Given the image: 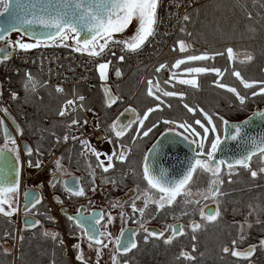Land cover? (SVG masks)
Instances as JSON below:
<instances>
[{
    "label": "snow or ice",
    "instance_id": "1",
    "mask_svg": "<svg viewBox=\"0 0 264 264\" xmlns=\"http://www.w3.org/2000/svg\"><path fill=\"white\" fill-rule=\"evenodd\" d=\"M15 4V6H14ZM159 6V0H0V20H5L6 23L0 24V42H3L6 46L0 47V63L7 61L11 58V51H29L31 49L49 46L48 42L52 44L64 43L68 39H72L74 42V50L77 52H87L90 56H102L106 49L110 48L111 45H122L121 51L128 53H135L140 50L149 38L155 35L156 26L159 22L157 9ZM179 7V5H177ZM191 17L187 14L184 15L183 20L185 22L190 21ZM137 21V26L135 33L125 40H116L113 38L115 33H123L133 21ZM38 26L43 29L40 35L35 32L31 34V39L34 42H23L22 39H17L12 41L9 38L11 32H19L21 28H34ZM183 32L184 29L182 28ZM190 35V34H189ZM178 46L180 52H186L187 45L184 41H177V45L174 46L173 51L176 50ZM11 50V51H10ZM228 59H233V49L228 47L226 49ZM116 56V53H112ZM216 55H224L223 52L215 53L214 55H209L207 52L200 55H187L182 59H176L175 62L169 68L167 63H161L156 69V73H160L162 70H169L170 76L165 80L164 84H170L175 87L173 81L180 85H187L194 89L198 88V80L195 78L200 74L205 73H215L217 79L213 82L216 87L226 90L235 96L239 104L243 106L246 100L249 98L247 95H242L237 87L225 84L222 82V77L224 73L219 68H209L206 66L200 67H187L185 72L187 74H194L193 78H179L182 73L174 71L179 69L181 65L188 64L190 62L196 61H208L215 59ZM120 62L125 60L124 55L117 57ZM247 59L250 61L252 56H248ZM112 61L108 60L104 63H99L97 65V70L101 80L107 79V72ZM115 75L119 77L121 75L120 69L115 70ZM243 86L244 89H250L251 96L256 97L258 95L264 96V81H248L241 76L239 71H233L231 73ZM31 86V90H35L36 82L33 80L30 73H26V90ZM258 87V90H255ZM56 91L58 93L63 92L64 89L57 86ZM106 105L111 108L118 100V97L112 95L111 90L105 87ZM163 97H179L183 103V107L188 113L193 115L199 111L203 115L206 124L201 121V119H195L194 123H189L188 121H176V120H163L166 125H172L166 129L167 133H175L176 136H183L184 140L189 143V145H195L193 149V156L189 163L187 164L185 170L179 178H169L165 175L163 171H157L155 165V159L152 158L149 161V155L155 152L157 145H153L152 149H149V154L144 157L143 173L142 179L146 181L147 188L141 191L139 185L136 189L131 190L134 194L129 197L132 216L129 219H133L134 223H140V226L144 228L146 233L145 240L147 241L150 237L161 238L164 236L163 231L149 230L144 227L146 221L143 219L136 220L135 216L139 213V216L143 218L146 215V210L150 203L156 205L155 211L160 212L166 206H171L176 202L177 196L184 194L185 196H191L193 193L190 191V183L193 181V174L197 170H202L204 173L210 174L212 179L210 180L207 189L203 193H197V195H203L204 199L212 198L217 199L220 194V184L223 183L221 179L222 168L226 167L229 170V175L235 170L237 166L249 169L251 171V176L256 177L257 171L250 169V163L254 156H258L261 162H264V135L259 137H246L243 129L245 126L249 125L253 117H249L247 120L240 124H229L227 120L223 117H219L225 125V140L238 141L243 140L245 148L241 155L236 158L223 159L218 158V152L221 150L222 140L219 135L211 139L210 147L205 148L206 141L209 140L210 133H216L217 127L213 121V115L205 112L203 109H198L196 107L190 106L188 103L183 102L184 93L177 91H165L160 87V82L157 80L155 83L152 79L148 80L147 95L153 97L159 103L155 107H149L143 112L142 117L136 113L135 109L128 108L121 113V117L126 113H132L134 119L121 121L120 117H117L116 121H113L112 125L108 129H105V136L108 137L109 132L114 133L117 139L113 140L108 138V143L113 145L111 153H101L97 151L87 140H80V143L85 146L88 151H91L97 159V167L102 169L104 173L109 172L113 169L115 162L119 161L123 163L128 157V148L119 141V138L124 136L126 132L135 127L136 135L132 136L133 142L138 138L147 137L149 133L153 131L154 128L158 126V123L152 124L151 127L145 128V121L149 119L151 113L158 110H162V105L165 101L157 93H161ZM11 98L13 100L17 99V94L12 92ZM80 103V108L86 111H92L91 108H85L83 101L84 97L79 96L77 98ZM171 107V105H167ZM76 111V102L74 100H67L64 106L59 111V115L64 117L67 115V110ZM6 116L8 114L7 108L0 107ZM255 117H264V112L254 113ZM15 124V121L13 120ZM88 121L84 120L83 124L79 118H73L71 122L67 125L70 130H76L77 128H82L83 125L87 124ZM198 125L200 129H203L201 133L195 127ZM97 128H99V123H97ZM0 129L4 131V143L0 145V213L4 216H12L17 208L13 207V196L18 192L19 188V155L16 140L8 132L7 127L3 119H0ZM177 129H182L183 132L177 131ZM17 134L23 135V130L19 125H16ZM185 133L187 135H185ZM163 136L164 133H161ZM77 140L76 135L65 134L63 140L66 142L68 139ZM59 137H57V142H59ZM198 149V150H197ZM25 153L29 156L32 155V149L25 145ZM9 153L15 156L14 161L9 159ZM83 154V153H82ZM105 157L104 160L100 159V156ZM7 161V163H6ZM57 166H59L60 161L58 160ZM29 167L40 168L42 166V161L37 159L35 162L32 160L28 161ZM259 172H264V167L259 168ZM139 175V174H138ZM105 182H108L107 180ZM113 185L116 184L115 180L111 181ZM53 183L54 181L50 182ZM65 190L71 195L84 196L85 191L80 187V182L78 178H74L72 181L65 183ZM93 192L96 191V186L93 181L92 189ZM151 190H155L159 194V198L156 199L154 195H149ZM25 196V213L29 211V205L35 207L36 204L40 203V198L38 194L34 192H26ZM144 197L145 203L144 207H137L136 201ZM186 203H192V201H185ZM198 204L199 201H196ZM5 204H7V210H5ZM123 202L117 200L112 207H122ZM200 215L202 218H206L208 221H214L219 216V211H208L205 213L203 209H200ZM99 217V218H98ZM70 221H74L77 227L82 229V235L89 241V247L96 246L97 253V264L101 255L100 249L107 248L109 243H114L116 247V252L127 253L131 249L137 247L134 239L125 238L128 232L132 233L134 237L136 235L135 230L121 228V233L119 237H116L113 241L111 234L107 231H101L98 227L101 224V220L104 218L102 213H92L89 216L82 215L79 210L77 215L68 216ZM50 220L54 221V217H49ZM121 219L125 223V214L121 212ZM152 219H155L153 216ZM113 217L108 215V223H111ZM39 221H29L25 219V227H35L39 225ZM107 224L104 225L106 229ZM188 227L191 228L193 232H196L201 225L195 221L191 222ZM251 227V225H249ZM168 228L172 230L171 236H169L165 243H171V241L180 235L184 234L185 228L183 225H168ZM167 230V229H166ZM241 231H243V225H241ZM45 235H51L53 239L57 238V233H45ZM9 236L8 233H4V238ZM22 239V237H21ZM195 240V236L192 237ZM246 236L241 234L239 240H233L231 242V247H224L223 252L225 254H230L232 257L243 258L249 260L256 252L257 248L264 249V239L259 240L257 244H250L244 250H238V243L243 242ZM107 240L108 242H105ZM63 243V241H60ZM75 249L78 250L76 259L80 264H87L82 251H79L80 244L77 243L73 245ZM7 251V250H5ZM193 251H195V245H193ZM180 257L185 260H194L195 257L191 256L188 252L181 251ZM112 264H119L117 255L112 256Z\"/></svg>",
    "mask_w": 264,
    "mask_h": 264
},
{
    "label": "trees",
    "instance_id": "2",
    "mask_svg": "<svg viewBox=\"0 0 264 264\" xmlns=\"http://www.w3.org/2000/svg\"><path fill=\"white\" fill-rule=\"evenodd\" d=\"M187 15L191 19L188 22H184L182 27L184 31L180 30L176 37V42L182 40L187 45L186 54L180 57V59L187 55H200L205 52L209 55L223 52L224 55H216L215 59L208 61H196L181 65L177 69V72L181 73L187 67L206 66L209 68H219L224 73L221 78L223 83L237 87L242 95L249 97L246 103L241 106L233 94L215 86L213 83L217 79L215 73H205L195 77L198 80L199 87L196 89L189 87L186 93H184L183 102L198 109H203L210 115L217 114L213 115L217 131L216 133H210L209 140L205 143L207 150L210 147L211 139L217 135L222 136L223 121L219 117H223L228 122L239 121L264 106V96L258 95L252 97V90L244 89L239 81L231 75L233 71H239L241 76L248 81H264V0H205L190 9ZM228 47L233 49L232 60L228 59L226 52ZM249 55L252 56L250 61L247 59ZM241 56H245L246 58H241ZM116 67H120L122 75V82L117 85V94L123 98L119 101L118 105H131L142 116L143 112L149 107H155L159 103V101L147 95V80L153 78L152 75L146 77L140 84L143 72L130 73L123 64H118ZM26 69L24 65H20L16 74L12 76L10 89L17 94V99L12 100L11 108L17 116L24 118L33 149L42 155H46L49 152H59L60 159L62 162H65L67 168L75 169L71 171L79 173L80 176L87 179V183L91 189L95 177H102L101 184L104 186L113 185L111 181L115 180L116 184L114 186L120 190L131 185H139L140 189H144V186H141L142 165L147 150L144 148V143L154 141L171 126L164 124L163 120L194 123L195 119H201L206 124L203 115L199 111L195 115L188 113L179 97L169 98L160 95L165 101V104L161 106L162 110L151 113L145 123V128L147 129L159 121L158 126L149 133V136L145 140L137 139L133 142L132 136L136 135L135 128H133L131 133H127L119 138V141L128 148V157L123 163L119 161L117 163H119L121 171L131 170L132 175L124 176L123 173L113 174V168L110 169V175L105 176L106 173L97 167L96 158L82 154V145L80 143L68 144L63 140L65 134H69L70 132L67 125L73 118H77L76 116L61 117L58 114L62 105L68 99V95L66 93H58L53 88L46 86H40L33 91L26 90ZM136 76H140L138 78L139 85L134 82L137 78ZM181 76H186V74L182 73ZM123 81L126 82V87L123 86L124 88L122 89L120 87L124 83ZM258 87L255 90H258ZM102 88L103 85L95 77L92 85L80 86L75 91L77 94L89 93L91 95V101L88 103V106H94L99 109L102 113L101 122L110 118L108 114H104L109 111V108L104 101ZM167 105H171V107ZM44 120L49 121L47 125L44 124ZM195 127L201 133L203 132V129H200L198 125H195ZM177 131L183 132L182 129H177ZM26 134L27 132L23 136L26 137ZM185 135L187 134L185 133ZM57 137L60 138L59 142H57ZM110 137L113 140L117 139L116 137ZM1 138L2 129H0ZM137 142L142 143L138 144ZM25 159L27 162L29 160L36 161L33 155H26ZM262 164L263 162L259 160L258 156L254 157L250 163V169L258 173L256 177H252L251 171L245 168H237L236 170L241 172L240 174L238 172L234 177H230L224 174V172L221 175L224 179H222L223 183L219 186L220 194L218 197H221V200L223 198L221 207L219 205L220 211H222L224 205L229 210L233 207L234 210L237 208L239 210L240 208L241 214L234 213L233 215H229V217L237 221L244 220L245 224H241L243 227H246L247 222L251 223V227L246 229V239L245 243L241 245L242 247L258 244L259 240L264 239V198L262 197L264 195V174L258 170ZM222 170L228 169L224 167ZM245 170L247 172L243 173ZM211 179L208 180V184ZM106 180L108 182H105ZM192 182L197 184L198 177H196V174ZM242 188L248 190L239 192ZM190 189H193L191 184ZM251 204L255 206L254 213L243 212L244 207ZM220 215L225 216L223 214ZM227 222H230V230L223 229L224 234L222 235L221 243L227 241L225 233L228 232L232 233L239 240L237 222H233L230 219ZM217 230L218 227L215 228V231ZM205 248V246H202V252H199V250L196 252L191 251V256L195 257L193 262L192 260H185L178 253L176 255L179 258L177 259L178 264L190 262L192 264H221V262L228 261L223 257V253L214 249L212 251L214 250L218 254V256L216 255L217 258L213 256L215 257L213 260H207L204 258V254L206 253ZM260 250L261 257L259 264H264V250ZM64 253V250L61 253L58 252L52 264H62L61 257L65 256ZM121 259L123 262L129 264H168L169 257L164 256V253H150L146 256L142 252L141 246H138L135 251ZM29 262L31 261H27L25 264H29ZM66 264H71L69 259H67Z\"/></svg>",
    "mask_w": 264,
    "mask_h": 264
},
{
    "label": "flooded vegetation",
    "instance_id": "3",
    "mask_svg": "<svg viewBox=\"0 0 264 264\" xmlns=\"http://www.w3.org/2000/svg\"><path fill=\"white\" fill-rule=\"evenodd\" d=\"M119 102L115 103V106L118 105ZM113 107L109 108V111L113 112ZM122 107V106H121ZM120 107V108H121ZM129 106H123L118 112V116L120 117L121 113L124 112ZM131 108V107H130ZM137 113V112H136ZM138 114V113H137ZM125 115L130 116L129 119H133L134 115L132 113H126ZM112 125V124H111ZM136 125H133L135 128ZM133 129H130L128 132L131 133ZM123 137V136H122ZM257 157V156H255ZM254 158V157H253ZM264 167V166H263ZM119 168V163L116 165V169H113V174L123 173L124 176H131V170L121 171ZM111 170H109L110 172ZM226 171V174L229 175V170ZM107 172V173H109ZM239 170H234L230 177H234L238 174ZM105 176H109L107 174ZM142 173H143V165H142ZM197 173V172H196ZM263 173V172H262ZM50 179L45 186L40 185L35 188H27L21 195L18 194V198H15L16 194L13 196V207L17 208V211L12 216H4L0 213V264H25L27 261L29 264H52L54 257H56L57 253H61L62 250L65 251V256L61 257L62 264H66L67 259L70 260L71 264H73V255L75 252V248L73 245L79 243V239L84 238L82 235V229L77 227L74 221H70L68 216H75L78 213V210H82V215L87 216L92 211L98 210L104 214V218L101 220V224L99 228L101 231H106L103 224L105 223V217L107 214L104 212L102 208H99L98 201L103 204L109 203L107 197L98 196L91 197L90 199L85 198L84 196H75L71 195L68 191L65 190V180L70 177L76 176L79 179L80 187H82V183L85 186L88 185L87 179H82L83 176H79L76 174H72L71 171L62 170L57 168L56 170H51ZM264 174V173H263ZM195 173L193 174L194 177ZM103 176V177H105ZM102 178V177H101ZM62 179V186H59V181ZM142 179V178H141ZM200 182L204 181L198 176ZM54 181L53 183H50ZM94 183L96 179L94 178ZM191 184V183H190ZM141 186H144V189L147 188L146 181H143ZM109 190L106 191L105 196L113 187L116 189L114 185L104 186ZM62 189L61 191H57L56 189ZM91 189V188H90ZM135 189V187H134ZM143 189V190H144ZM34 191V193L38 194L40 198V203L36 204L35 207H29V211L26 214L23 210L24 208V194L28 191ZM119 190V189H117ZM191 190V189H190ZM192 191V190H191ZM18 193V192H17ZM134 193L130 192L125 194L124 196H119L115 198L114 203L117 200L123 202L122 207H124L125 219L127 220L126 224L122 226L123 228H134L136 229V235L134 236V240L137 244V247L131 249L127 253H117V259L119 264H129L127 262L122 261V257L131 254L135 251L138 246H141V250L144 254L149 255L150 253H164V256H168V264H178L177 259H179L176 255L181 251L188 252L191 255V251H193V245H195V251L199 250L202 252V246L206 247V236H203L201 233L198 235L201 228H203L202 233L207 232L209 229L212 232V224L213 221H208L206 218H202L197 209L195 208L196 200L190 199H181L180 196H177L176 202L171 206H166L164 209H161L159 213L155 211L156 205L154 203H150L148 209L146 210V215L141 218L139 213L136 214L135 219L146 221L144 227L149 230L155 231H163L164 236L161 238L150 237L147 241L145 240V231L144 228L140 226V223H134L133 219H129L132 216V212L130 207L127 206V203L130 202L129 197ZM149 195H154L156 199L159 198V194L155 192V190H151ZM188 197V196H187ZM185 201H192V203H186ZM145 203V199L143 200ZM201 209H203L206 213V209L210 207L214 208V212L216 210L215 204L212 202V198L206 199L205 201H199ZM126 205V206H125ZM5 210H7V204H5ZM144 207V205H143ZM121 209V207H116ZM31 219V221H39V225L35 227L26 228L25 227V219ZM155 219H152V217ZM49 217H54V221L50 220ZM195 221L199 223L201 227L193 232L188 225ZM168 225H183L185 228L184 234L175 237L171 243H165V240L171 236L172 230L168 228ZM121 227V228H122ZM121 228L119 232L116 233V237L120 236ZM167 229V230H166ZM80 231V234L78 232ZM57 233V238L53 239L51 235H45V233ZM4 233H8L9 236L4 238ZM64 233L67 235L74 236V242L71 243V249L68 252L67 248L64 244ZM193 235L195 236V240L192 239ZM22 237V239H21ZM63 241V243H60ZM89 242V241H88ZM227 242V241H226ZM225 242V243H226ZM222 242V244H225ZM259 243V242H258ZM258 245V244H257ZM228 247V246H227ZM114 248L116 251V247L114 244ZM247 247L240 248L238 250H244ZM214 249V248H212ZM212 249H210L212 251ZM257 248L255 254L249 259L245 260L243 258L232 257L230 254H225L223 252V257L226 258L227 262H221V264H234L239 262V264H259L260 259V249ZM7 250V251H5ZM77 250V249H76ZM207 248H205V252H207ZM217 251V249H215ZM264 250V249H262ZM214 251V250H213ZM191 261V260H188ZM193 262V261H192ZM76 264V262H75ZM187 264H192L187 263Z\"/></svg>",
    "mask_w": 264,
    "mask_h": 264
},
{
    "label": "built area",
    "instance_id": "4",
    "mask_svg": "<svg viewBox=\"0 0 264 264\" xmlns=\"http://www.w3.org/2000/svg\"><path fill=\"white\" fill-rule=\"evenodd\" d=\"M203 1L205 0H159L157 9L159 22L156 26L155 35L150 37L149 41L135 53L122 52V45L113 44L105 50L102 56L93 57L88 53L83 54L77 52L67 45L59 44V42L56 44L48 43L49 46H41L29 51H11V58L0 63V100L2 105L8 108V110L10 109V102L12 100L10 81L16 68L20 64L31 65L33 73L29 70L26 73H30L36 82L35 88L38 86V83L51 87L55 91L57 86L63 88V92L68 93V100L71 99L76 102V111L73 112L71 109H68L65 117L76 116L81 121V124H83L84 120L88 121L82 128L71 131L70 136L76 135L78 137L77 140L70 138L67 141L75 143L80 142V140H87L92 147L98 149L106 142L105 129L108 124L102 125L100 123L101 114L96 107H87V104L91 101V96L88 93L76 95L73 91L74 88L92 85L97 65L108 60L112 61L111 64L115 62L123 63L129 71L145 69V74L153 73L155 76H161L164 81L167 80L170 76L169 70H162L160 73H156L155 69L161 63H167L170 68L175 62L180 53L178 46L175 51H173V48L177 45L175 38L184 21L183 17L188 10ZM9 38L12 41L22 39L23 42H26L16 34L11 35ZM2 45L5 44L2 43ZM113 52L116 53V56L112 55ZM120 55L125 56L123 62L117 59ZM173 83L175 87L170 84L166 85L171 90L178 89V92L183 93L187 91V85H180L176 81H173ZM79 96L84 97L83 104L85 108H91L92 111H86L80 108L81 102L77 99ZM0 116L6 120V116L1 111ZM97 123H99V128L96 126ZM16 141L20 147L19 139H16ZM84 152L93 155L86 148ZM48 157L50 158L46 160ZM53 157L56 158V154L44 158L45 160H42L43 166H41V170H34L30 173L26 172L29 170H26L25 163L21 158L20 192L25 189L26 185L35 186L40 182L45 183L48 180L49 175L47 169L51 168L52 163L49 164V160ZM63 240H66V236H64ZM65 247L69 252L71 243L66 241Z\"/></svg>",
    "mask_w": 264,
    "mask_h": 264
},
{
    "label": "rangeland",
    "instance_id": "5",
    "mask_svg": "<svg viewBox=\"0 0 264 264\" xmlns=\"http://www.w3.org/2000/svg\"><path fill=\"white\" fill-rule=\"evenodd\" d=\"M189 11V10H188ZM188 11H187V13H188ZM186 13V14H187ZM184 22L185 21H183V23H182V25H181V27H180V30L182 29V27H183V24H184ZM137 21H133V23L129 26V28L128 29H126L123 33H115L114 34V39H116V40H125V39H128L130 36H132L134 33H135V29H136V26H137ZM180 30H179V32H180ZM178 32V33H179ZM178 35V34H177ZM65 44H69L72 48H74L73 47V45H74V42H73V40L71 39L69 42L68 41H65L64 42ZM175 43H177L176 41H175ZM82 53H87V52H82ZM241 58H246L245 56H241ZM104 63V62H103ZM118 67H113V66H110L109 67V69H108V72H107V79L106 80H101L100 79V76H99V72H98V70H97V77H98V82H100L101 84H104V85H106V86H110L111 87V89L113 90V92H114V94H116V96L118 97V99L121 101V99L123 98V97H121V96H119L118 94H117V92H118V88H117V84H118V81L119 80H121L122 81V75H120L119 77H117L116 75H115V70L117 69ZM120 68V67H119ZM118 68V69H119ZM129 72V71H128ZM181 73H183V74H186V76L185 77H187L188 79H190V78H193V75L194 74H187L185 71H183V72H181ZM137 77V76H136ZM140 76H138L137 78H136V80H134V82L136 83V84H138L139 85V82H138V78H139ZM150 79H152L153 80V82L155 83L157 80L160 82V87H161V89L162 90H165V91H169L167 88H166V86L164 85V83H163V80L160 78V77H155V78H150ZM149 80V79H148ZM148 80H147V82H148ZM124 83H122L121 84V87L120 88H124V87H126L125 85H126V82L125 81H123ZM141 82V81H140ZM124 86V87H123ZM31 87V86H30ZM38 87H40L39 85L35 88V90L38 88ZM158 94V93H157ZM158 95H162V92L161 93H159ZM0 103H1V105H2V102H1V100H0ZM121 107V104L120 105H116V106H114L113 107V112L112 111H108V112H106V113H104L105 115L106 114H108L109 116H110V118H109V120L110 121H112V119L115 117V115L118 113V111L120 110L119 108ZM264 107V106H263ZM262 108V107H261ZM8 109V108H7ZM11 110H12V112L14 113V111H13V109L11 108ZM106 111V110H105ZM14 115H15V117H14V119L17 121V122H19L20 124H21V129L23 130V134L24 133H26L27 132V136L26 137H24L23 136V139L24 140H26V141H28L29 143H31V145H32V141H31V139L29 138V136H28V129H27V127H26V125H25V120H24V118H21V117H19V116H17L15 113H14ZM107 117V116H106ZM142 117V116H141ZM46 122H49L48 120H44V124H46ZM145 123H146V121H145ZM109 127H107L106 129H108ZM144 130H146V128H144ZM110 136H112V137H115V134L114 133H111V132H109V137L108 138H111ZM147 137H142V138H138V139H141V140H145ZM154 141H150V142H145L144 143V148H146V149H148L151 145H152V143H153ZM138 144H141L142 142H137ZM0 145H3V142H2V138L0 139ZM112 146H111V144L110 143H108V142H106L105 144H102L101 145V147H100V149H99V152H105V153H111V151H112ZM34 154H33V156H34V158H35V160H37V159H39V160H45L44 158H46L47 156H51L53 153H56L57 154V158H55V157H53V158H51L50 160H49V164H51V168H48L47 170H48V174L49 175H51L50 173H51V171H50V173H49V170H56L57 168H60V169H62V170H66V171H71V170H75V169H72V168H67V166L65 165V162H62L61 161V159H60V154H59V152H49V153H47L46 155H42V154H39V153H37L35 150H34ZM19 155V154H18ZM50 157H48V158H46V160H48ZM101 160H104V159H102V158H100ZM60 161V164H59V166H57V161ZM42 166H43V163H42ZM264 166V162H263V164L260 166V167H263ZM26 167V170H30V171H26L27 173H30V172H33L34 170H41V167L40 168H35V167H29L28 166V164H27V166H25ZM114 167H116V162H115V166ZM259 170V169H258ZM72 172V174H76L74 171H71ZM224 172V174H226V171H223ZM241 172V171H240ZM240 172H239V174H240ZM247 172V170H245L243 173H246ZM196 174V177H200L201 179H203V181H204V184H203V182H200L199 181V179H198V182H197V184H195L194 182H192L191 183V186H192V188L193 189H191L190 191L193 193V195H191V196H185L184 194H182V195H180V198L181 199H183V200H185V199H192V200H196V201H205L206 199H204V197H203V195H197V193H203L206 189H207V184H208V180L209 179H211L212 177L210 176V174H208V173H204L202 170H197V173H195ZM77 175L79 176V173H77ZM96 178H101V177H95V179ZM82 179H83V177H82ZM221 179H224V177H221ZM229 179V178H228ZM99 180V181H98ZM97 181L98 182H95V185L97 186L96 187V191L95 192H93L91 189H90V187H89V184L87 185V186H85V188H84V184L82 183V188L84 189V191H85V196H86V198L87 199H90L92 196L93 197H96V199H99V197L98 196H102V197H107V200H108V202L109 203H106V204H103L102 202H100V201H98V206H99V208H102L103 210H104V212L107 214V216L105 217V219H106V221H105V223L108 221V215L110 214L112 217H113V220H112V222L111 223H108L107 222V227H106V231L108 232V233H110L111 234V238H112V240L114 241L115 240V238H116V233H118L119 232V229L122 227V226H124L126 223L124 222V221H122V219H121V212L122 211H124V207H121V209H119V208H116V207H112V205L114 204V200H115V198H118L119 196H124L125 194H127V193H130V192H132L131 190H134V187H135V189L137 188V186H135V185H131V186H129V187H126L125 189H123V190H120L119 188H111L110 189V191L107 193V195L105 196V194H106V191H108L109 189L108 188H105L102 184H101V179H97ZM223 181V180H222ZM207 182V183H206ZM59 186H62V179L59 181ZM105 186H107L108 187V185H105ZM198 187H199V190H198ZM63 189V188H62ZM62 189H56L57 191H61ZM117 189H119V190H117ZM246 190H248V189H246V188H242V189H240L239 190V192H242V191H246ZM141 191H143V189H141ZM18 194H19V192L18 193H16V196H15V198H18ZM223 195V194H222ZM262 197L264 198V195H262ZM143 200H144V197L143 196H141V198L139 199V200H137L136 201V204H137V207L139 208V207H143V205H144V202H143ZM222 200H223V198H222ZM221 197H217V199H215V200H213L212 199V202H213V204H215V206H216V210L217 211H219V216L217 217V219L216 220H214L213 221V224H212V229L214 230L213 232H210L209 231V229H207V232H205V233H202V231H203V228H201L200 229V231H199V233H198V235H200V233L203 235V236H206V238L204 239V240H206L207 242H206V248L208 249L207 250V252L204 254V258H206L207 260H209V261H211V260H213L215 257L217 258V256H218V254L217 253H215V251H211L210 249H212V248H214V250L215 249H217V251L218 252H220V253H223V248L224 247H226V246H228V247H231V242L233 241V240H237L233 235H232V233H225L226 234V236H227V242L225 243V244H222L221 243V238H222V235L224 234V231H223V229L225 228V229H228V230H230L229 229V224H230V222H227V221H229V219L230 220H232L233 222H237V229L239 228V234H238V236H240L241 234H243V235H245L246 234V229L249 227V225H251V223L250 222H247L246 224V227L244 226L243 227V231H241V224H245L244 222V220H242V221H237V220H233L232 219V217H229V215H233L234 213H239V214H241V210H240V208H239V210H238V208L236 209V210H234V207L233 208H231L230 210L229 209H227V207L222 203V205H224L223 206V208H222V211H220V208H219V205H220V207H221ZM129 204H130V202H128L127 203V206L129 207ZM126 206V205H125ZM195 208L197 209V212L199 213V211H200V209H201V207H200V203H196V205H195ZM254 208H255V206H254V204H251V205H247V206H245L244 207V210H243V212H245V213H254ZM131 209V208H130ZM220 214H223V215H225V216H221ZM226 215H228V216H226ZM248 218V217H247ZM240 219V218H239ZM126 220V219H125ZM127 221V220H126ZM103 225H105V224H103ZM216 227H218V230L217 231H215V228ZM228 230H226V231H228ZM223 231V232H222ZM78 232H79V234H80V231L78 230ZM239 238V237H238ZM105 242H108L107 240H105ZM245 243V240L243 241V242H240V243H238V246H237V248L238 249H240V248H244V247H248L249 245H247V246H244V247H242L241 245H243ZM79 244H80V249H79V251H82V253H83V255H84V258H85V260L87 261V264H97V253H96V246L94 245L93 247H89L88 245H89V242H88V240L87 239H84V238H81V239H79ZM257 244V243H256ZM260 249V248H259ZM258 249V250H259ZM77 252H78V250H76L75 249V252H74V255H73V264H75V262H76V264H80V262L76 259V256H77ZM100 252H101V255H100V258H99V261H98V264H112V256L115 254V255H117V253H116V251H115V248H114V243H109L108 244V247L107 248H101L100 249ZM200 252V251H199ZM193 254H194V252H192ZM208 255H210V256H208ZM217 255V256H216ZM213 256H215V257H213ZM260 257H261V255H260ZM204 260V259H203ZM260 260V259H259ZM193 261V260H192ZM204 262V261H203ZM234 264H239V262H236V263H234Z\"/></svg>",
    "mask_w": 264,
    "mask_h": 264
},
{
    "label": "water",
    "instance_id": "6",
    "mask_svg": "<svg viewBox=\"0 0 264 264\" xmlns=\"http://www.w3.org/2000/svg\"><path fill=\"white\" fill-rule=\"evenodd\" d=\"M5 23H6V17H5V20H0V24H5ZM42 31L44 30L36 26L34 28H27V29L21 28V30L17 33L21 34L23 37H25L28 40L34 41L33 39H31V34L35 32L37 35H40ZM14 32H11L10 34ZM105 87L110 89L112 95L116 97V95L113 93L112 89L109 86H105ZM105 87L102 88V92H103L105 102H106V96H105V91H104ZM257 112H264V107L251 113L250 115L244 117L243 119L239 121L229 122V124H240L243 121L247 120L249 117H253L252 122L249 125L245 126V128L243 129L245 136L246 137H259L261 135H264V117H255L254 113H257ZM129 117L130 116L128 115H124L122 116L121 121L130 120ZM8 120L11 122L17 134L16 124H14L10 118H8ZM5 126L7 127L8 132L14 138V134L6 122H5ZM163 133L164 135L162 136L160 134L155 139V141L152 143V145L149 147V149H152L153 145H157L155 152L149 155V161L151 162L152 158L154 157L156 169L158 172L163 171L165 175L168 176L169 178H179L194 154L193 149L195 148V145L190 146L189 143L184 140L183 136H176L175 133H167L166 131ZM2 134H3V141H4L3 129H2ZM224 137H225V125L223 124L222 136H221L222 145H221V150L217 154L218 158H223V159L236 158L243 153L244 148H245L243 140L231 141V140H225ZM25 145L28 146V144L24 142L22 145L24 153H25V150H24ZM149 149L147 150L146 154H149ZM8 155H9V159L14 161L15 156L11 153H9ZM143 165H144V162H143ZM236 168H242V167L237 166ZM74 178H77V177L76 176L70 177L67 180H65L64 183L68 181H72ZM31 192H34V191H31ZM24 203H25V198H24ZM25 206L26 205H24L23 210L25 209ZM28 207H31V206L29 205ZM210 210L214 212V208L210 207L209 209H206V213ZM79 212L82 213V210H80ZM92 213L99 214L101 213V211L95 210V211H92L89 215H91ZM28 220L31 221V219H28ZM127 229H132V230H135L136 232V229L134 228H127ZM125 238L134 239L131 232H128ZM120 253H123V252H120Z\"/></svg>",
    "mask_w": 264,
    "mask_h": 264
},
{
    "label": "bare ground",
    "instance_id": "7",
    "mask_svg": "<svg viewBox=\"0 0 264 264\" xmlns=\"http://www.w3.org/2000/svg\"><path fill=\"white\" fill-rule=\"evenodd\" d=\"M11 79H12V77H11ZM11 82V81H10ZM29 90L31 91V87L29 86ZM33 91V90H32ZM63 152V151H62ZM18 192H20V191H18ZM23 192V191H22ZM64 236H66V240H64V244H65V242L67 241V242H70V243H73L74 242V239H72V238H76V237H74V236H71V235H67L66 233H64ZM64 239V238H63Z\"/></svg>",
    "mask_w": 264,
    "mask_h": 264
}]
</instances>
